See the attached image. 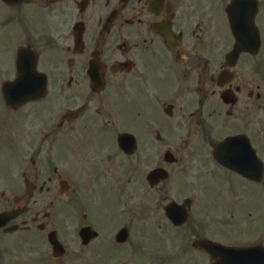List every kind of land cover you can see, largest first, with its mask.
Listing matches in <instances>:
<instances>
[{"label": "flooded vegetation", "instance_id": "1", "mask_svg": "<svg viewBox=\"0 0 264 264\" xmlns=\"http://www.w3.org/2000/svg\"><path fill=\"white\" fill-rule=\"evenodd\" d=\"M226 10L223 0H0V84L15 80L23 64L39 75L32 68L28 85L35 78L48 85L34 103L44 148H30L22 176L0 180L4 211L25 206L11 223L18 231L0 229V264H17L18 244L27 247V264H212L205 240L264 248V230L250 226L264 208L246 204L258 184L204 157L226 134L256 137L252 118L264 111L263 81L236 73L219 86L235 39L226 45L211 28L232 36ZM262 49L242 52L239 63L252 64ZM226 91L235 103H224ZM233 115L242 123L232 124ZM124 134L134 136L132 146L120 143ZM173 201L188 216L180 226L167 214ZM226 222L238 223L243 236L206 233ZM230 256L254 264L249 253Z\"/></svg>", "mask_w": 264, "mask_h": 264}, {"label": "rangeland", "instance_id": "2", "mask_svg": "<svg viewBox=\"0 0 264 264\" xmlns=\"http://www.w3.org/2000/svg\"><path fill=\"white\" fill-rule=\"evenodd\" d=\"M223 1H224V4H227L229 0H223ZM259 21H260V25L264 33V9H263L262 15H260ZM211 35H212V38L213 36L218 37L219 32H216ZM220 35H221V39H224L225 37H227V34L224 33L223 31H220ZM219 51H222V49H220ZM247 62L246 60H243L241 62L240 64L241 73L245 75L246 77H248L249 79H257V80H261L264 82V53H262L261 56H259L257 60L254 61L252 64L246 65ZM1 66H2V62L0 58V70H1ZM263 92H264V88H263ZM0 97H1V100H0V167L4 171H6V167H10L12 169V175L14 176L15 174L14 171L15 170L19 171L20 170L19 167L21 165H24L21 163H24V160L27 158L30 148L35 146L34 143H36V140H38V142L40 141L42 142L43 140L41 134H38V131L39 129H41V125H42L41 123L42 119L38 116V114L41 113L42 110H39L37 108V111H34L33 107L35 106H28L24 108L22 111H19L18 113L12 112L6 109V107L4 106V103H3L4 101L2 98L1 92H0ZM39 107L43 108L42 106H39ZM254 114L256 115L252 118L253 124L251 128L252 130H254V127H258L257 129H259V131L257 132V139H258L257 142H259V146L262 148L261 143L263 141L261 140L260 135H261V131L264 130V111L257 110ZM214 116L219 118L218 114ZM235 120L236 122L237 120H239L237 123H242L241 118L239 119L237 115H235ZM232 123H235V122L232 121ZM31 130H33L32 136L28 134V132ZM29 133L31 134V132ZM196 133H194L192 136H196ZM9 138H11V140L14 141L12 143L13 144L12 146L8 143ZM204 144L206 145V148L210 144L209 138H206L205 136H204ZM40 145H42V143ZM211 153L212 151H208V153L205 154L204 157L211 156ZM202 171L204 172L205 177L209 176V174L205 172L203 169ZM0 172H1L0 180L5 179L4 173L2 171ZM231 179L234 184H236L238 181V179L235 177H232ZM8 181L12 182L11 180H8ZM10 185L12 187L11 188L9 186L10 191L17 188V186H20V184L16 182ZM182 185H184V182H182ZM256 189H257V194H258L257 198L255 199L256 201L254 200V198L249 199V196L246 201V204L248 203L251 204L252 210H256V209L260 210L264 208V202L262 201V199L264 200V190L261 186L257 187ZM247 192L253 193L255 192V190L248 189ZM213 196L214 195H212V197ZM5 207H6V202L3 199H1L0 209L2 210ZM259 212H264V209L257 211V215L253 218V221L250 223L251 229L252 231H254V233L264 230V213H263V217H259ZM208 213H209L208 217H211V215H213V211L211 210V208L209 209ZM206 233L210 235L211 237L229 239L232 237L243 236L244 231L242 230V228L240 227L238 223L229 224L228 222H226L225 224H212L211 226L206 228ZM153 239H154L153 232L147 231L145 240L153 241ZM11 249H12L11 246H6L4 253L6 254ZM24 252H25L24 246L17 247V255L14 251V256L13 255L12 256L17 260V264H27L26 257L28 256V254ZM23 253H24V256H23ZM186 257H187L186 259L187 261H190V260L194 262L196 261V259H191L188 256ZM5 261H6V264H8L7 260ZM13 264L15 263L13 262ZM177 264H190V263L185 262L183 260H178Z\"/></svg>", "mask_w": 264, "mask_h": 264}]
</instances>
